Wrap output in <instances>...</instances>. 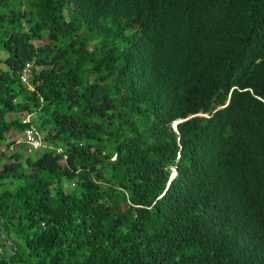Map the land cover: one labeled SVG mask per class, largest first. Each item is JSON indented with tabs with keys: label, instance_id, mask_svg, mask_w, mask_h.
Segmentation results:
<instances>
[{
	"label": "trees",
	"instance_id": "16d2710c",
	"mask_svg": "<svg viewBox=\"0 0 264 264\" xmlns=\"http://www.w3.org/2000/svg\"><path fill=\"white\" fill-rule=\"evenodd\" d=\"M2 144L0 264H264V0H0Z\"/></svg>",
	"mask_w": 264,
	"mask_h": 264
},
{
	"label": "built area",
	"instance_id": "2783aa9c",
	"mask_svg": "<svg viewBox=\"0 0 264 264\" xmlns=\"http://www.w3.org/2000/svg\"><path fill=\"white\" fill-rule=\"evenodd\" d=\"M29 68H30V64H26L24 71H28ZM21 81H24L23 77L21 78ZM23 122H29V121L26 118L25 120H23ZM20 132H21L20 137L19 139L14 141V146L15 145L17 146V144L22 143L25 145L27 152L47 146L46 143L42 142L41 136L37 133V131L34 129L32 125L24 128ZM55 151L56 153L63 155L61 147L55 148ZM63 157L65 156L63 155Z\"/></svg>",
	"mask_w": 264,
	"mask_h": 264
},
{
	"label": "rangeland",
	"instance_id": "374dc122",
	"mask_svg": "<svg viewBox=\"0 0 264 264\" xmlns=\"http://www.w3.org/2000/svg\"><path fill=\"white\" fill-rule=\"evenodd\" d=\"M16 116H19V117L21 116V117L23 118V120H25V119L27 118L28 121H32V119H33V115H23V114L19 113V114H17ZM16 116H12V117H16ZM20 134H21V132H17V133H15V135H14V141L17 140V139H19ZM3 148H4V145L2 144V145L0 146V149L3 150ZM65 190L68 191L69 188L65 187Z\"/></svg>",
	"mask_w": 264,
	"mask_h": 264
},
{
	"label": "crops",
	"instance_id": "0c3cea01",
	"mask_svg": "<svg viewBox=\"0 0 264 264\" xmlns=\"http://www.w3.org/2000/svg\"><path fill=\"white\" fill-rule=\"evenodd\" d=\"M14 135H15V132L10 131V132L5 136L6 143L14 142ZM0 146H1V145H0Z\"/></svg>",
	"mask_w": 264,
	"mask_h": 264
},
{
	"label": "clouds",
	"instance_id": "9594fccd",
	"mask_svg": "<svg viewBox=\"0 0 264 264\" xmlns=\"http://www.w3.org/2000/svg\"><path fill=\"white\" fill-rule=\"evenodd\" d=\"M197 115H205L207 116L206 114H203V113H198ZM176 126V122L174 123V127ZM172 173L174 174V171H172ZM172 176V175H171Z\"/></svg>",
	"mask_w": 264,
	"mask_h": 264
}]
</instances>
